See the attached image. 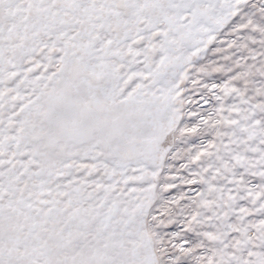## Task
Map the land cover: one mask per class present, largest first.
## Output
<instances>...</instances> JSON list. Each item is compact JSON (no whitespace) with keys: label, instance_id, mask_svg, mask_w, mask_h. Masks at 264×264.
Listing matches in <instances>:
<instances>
[{"label":"snow or ice","instance_id":"6c2138e0","mask_svg":"<svg viewBox=\"0 0 264 264\" xmlns=\"http://www.w3.org/2000/svg\"><path fill=\"white\" fill-rule=\"evenodd\" d=\"M0 264H264V0H0Z\"/></svg>","mask_w":264,"mask_h":264}]
</instances>
